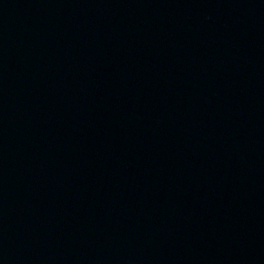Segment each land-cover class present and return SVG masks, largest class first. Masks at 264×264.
<instances>
[{
	"label": "water",
	"instance_id": "1",
	"mask_svg": "<svg viewBox=\"0 0 264 264\" xmlns=\"http://www.w3.org/2000/svg\"><path fill=\"white\" fill-rule=\"evenodd\" d=\"M0 264H264V0H0Z\"/></svg>",
	"mask_w": 264,
	"mask_h": 264
}]
</instances>
